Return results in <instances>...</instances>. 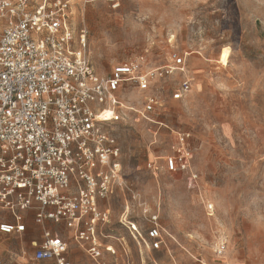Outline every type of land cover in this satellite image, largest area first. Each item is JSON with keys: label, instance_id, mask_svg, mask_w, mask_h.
<instances>
[{"label": "rangeland", "instance_id": "rangeland-1", "mask_svg": "<svg viewBox=\"0 0 264 264\" xmlns=\"http://www.w3.org/2000/svg\"><path fill=\"white\" fill-rule=\"evenodd\" d=\"M69 1L70 22L77 33L87 32V53L99 75L129 61L164 67L173 52L186 60V73L153 86L160 107L149 120L117 111L108 125L121 147L124 184L103 204L110 210L104 234L124 239V245L103 239L116 251L105 252L104 261L264 264V0ZM185 76L193 79L192 91L174 100ZM151 92L125 85L120 100L139 111ZM183 132L191 135L192 172L171 174L164 161ZM149 161L158 164V173L148 170ZM204 200L215 205L214 217L207 216ZM154 215L164 238L159 250L137 235L135 240L127 228L134 223L145 238ZM3 222L13 219L0 210ZM35 223L31 218L22 235H0L1 259L50 263L33 261V242L48 228L66 239L68 233ZM220 235L228 238L223 260L214 253Z\"/></svg>", "mask_w": 264, "mask_h": 264}, {"label": "built area", "instance_id": "built-area-1", "mask_svg": "<svg viewBox=\"0 0 264 264\" xmlns=\"http://www.w3.org/2000/svg\"><path fill=\"white\" fill-rule=\"evenodd\" d=\"M71 13L69 0H0V210L13 219L0 224V234L25 233V216L32 212L37 223L50 221L71 232L94 264H107L105 252L116 251L103 239L124 242L104 234L110 210L103 204L124 184L121 147L108 125L117 111L149 120L160 107L153 86L175 72L186 73V60L173 52L170 65L145 68L129 61L101 76L87 53V32L77 33ZM125 85L153 91L139 111L120 100ZM192 88L193 79L185 76L173 99H184ZM105 112H112V119L102 117ZM190 140V133L177 134L164 161L168 173L192 172ZM147 168L160 171L155 161ZM191 175L197 182L199 176ZM203 204L214 217L215 205ZM147 222L145 238L134 223L127 228L135 240L137 235L159 250L164 238L158 216ZM34 248L35 263L72 264L66 257L69 240L52 230L45 229ZM227 250L228 238L220 235L214 253L223 260Z\"/></svg>", "mask_w": 264, "mask_h": 264}, {"label": "crops", "instance_id": "crops-1", "mask_svg": "<svg viewBox=\"0 0 264 264\" xmlns=\"http://www.w3.org/2000/svg\"><path fill=\"white\" fill-rule=\"evenodd\" d=\"M31 218L34 219V224H35L36 227H38L37 224L35 223L34 213L30 212V213L26 214V216H25V224H26V228H27L26 231L29 229V225L31 223ZM47 224H51L55 229L60 227L62 229L61 231H64V232L66 231L68 233V235H67L68 238L67 239L69 240V249H68V251L66 253V257L69 260V262H71L72 264H88L84 260V257H89L87 252H86V245H83L81 243H78V242L74 241L72 239V233L69 232L68 230H66L63 226L55 225L54 223H52L50 221H48ZM48 230L54 231L51 228H48ZM0 235H3V234H0ZM15 235H19V234H15ZM20 235H22V234H20ZM62 235H63V233H62ZM63 238L66 239L65 236H63ZM41 239H42V237H41ZM40 241H34L33 242V246H34V244L39 243ZM70 246L73 248V251L71 252V254H69ZM44 263H46V262H44ZM0 264H23V263H21L19 261H16V259H10V258H2L1 259L0 258ZM47 264H54V263L50 262V263H47Z\"/></svg>", "mask_w": 264, "mask_h": 264}, {"label": "bare ground", "instance_id": "bare-ground-1", "mask_svg": "<svg viewBox=\"0 0 264 264\" xmlns=\"http://www.w3.org/2000/svg\"><path fill=\"white\" fill-rule=\"evenodd\" d=\"M102 117H105V119H111L112 118V112H105Z\"/></svg>", "mask_w": 264, "mask_h": 264}, {"label": "snow or ice", "instance_id": "snow-or-ice-1", "mask_svg": "<svg viewBox=\"0 0 264 264\" xmlns=\"http://www.w3.org/2000/svg\"><path fill=\"white\" fill-rule=\"evenodd\" d=\"M24 185H21V187H23ZM56 243H59V241H57Z\"/></svg>", "mask_w": 264, "mask_h": 264}]
</instances>
